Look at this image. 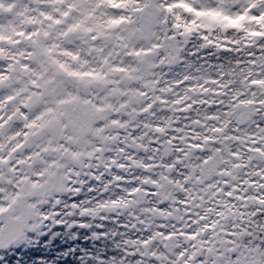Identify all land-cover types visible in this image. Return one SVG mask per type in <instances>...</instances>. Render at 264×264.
<instances>
[{
  "label": "snow or ice",
  "instance_id": "snow-or-ice-1",
  "mask_svg": "<svg viewBox=\"0 0 264 264\" xmlns=\"http://www.w3.org/2000/svg\"><path fill=\"white\" fill-rule=\"evenodd\" d=\"M0 15V264H264V0Z\"/></svg>",
  "mask_w": 264,
  "mask_h": 264
},
{
  "label": "flooded vegetation",
  "instance_id": "flooded-vegetation-1",
  "mask_svg": "<svg viewBox=\"0 0 264 264\" xmlns=\"http://www.w3.org/2000/svg\"><path fill=\"white\" fill-rule=\"evenodd\" d=\"M138 155H140V156H142L143 155V153H139ZM126 175V178H130V175L129 174H125ZM105 176H107V173H105ZM97 185H98V183H97ZM100 197H102V198H104V199H107L108 198V194H105V193H100ZM114 218L113 217H109V219L107 220V221H105L104 223H105V225H106V227H116V225H114L113 223H112V220H113ZM122 223L123 222H127V221H121ZM94 223H96L95 221H94ZM119 230H121V231H123V229H119ZM137 233L134 231V230H129V235L126 237V238H129V239H135V238H137ZM81 240V239H80ZM83 241H87V242H89L90 244L89 245H92L93 244V241H91V239H90V236H89V238L88 239H85V240H83V238H82V240H81V243L83 242ZM83 244V243H82ZM97 247H99V245H97ZM79 255H81V253L79 254Z\"/></svg>",
  "mask_w": 264,
  "mask_h": 264
},
{
  "label": "trees",
  "instance_id": "trees-1",
  "mask_svg": "<svg viewBox=\"0 0 264 264\" xmlns=\"http://www.w3.org/2000/svg\"><path fill=\"white\" fill-rule=\"evenodd\" d=\"M82 238H83V237H80L81 240H82ZM65 239H68V238L65 237ZM83 240H85V238H83ZM82 243H83V244H87V245L90 244V243L87 242V241H83ZM99 247H101V245H99ZM53 248H55V245H53ZM44 251L47 253V252H50L51 250L48 249V248H45ZM81 255H83V253H81ZM55 256H56V252H55V251H51V254L48 255V256H45L44 258H45V259H48V260H52V258L55 257ZM60 259L63 260V259H65V258L61 257ZM66 259H68V260H73L74 257L69 256V257H67Z\"/></svg>",
  "mask_w": 264,
  "mask_h": 264
},
{
  "label": "clouds",
  "instance_id": "clouds-1",
  "mask_svg": "<svg viewBox=\"0 0 264 264\" xmlns=\"http://www.w3.org/2000/svg\"><path fill=\"white\" fill-rule=\"evenodd\" d=\"M92 182L91 181H86V185H91ZM97 188H99V185H95ZM82 195L86 198L91 199V197L89 196V194L87 193V187H85L84 192L82 193ZM94 196L100 197V192L97 191L96 193L93 194ZM90 223H94V221H89Z\"/></svg>",
  "mask_w": 264,
  "mask_h": 264
},
{
  "label": "rangeland",
  "instance_id": "rangeland-1",
  "mask_svg": "<svg viewBox=\"0 0 264 264\" xmlns=\"http://www.w3.org/2000/svg\"><path fill=\"white\" fill-rule=\"evenodd\" d=\"M3 19V16L2 15H0V20H2Z\"/></svg>",
  "mask_w": 264,
  "mask_h": 264
}]
</instances>
